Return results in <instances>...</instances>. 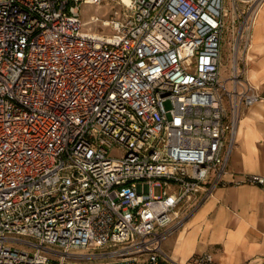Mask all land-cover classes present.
<instances>
[{
  "label": "built area",
  "instance_id": "1",
  "mask_svg": "<svg viewBox=\"0 0 264 264\" xmlns=\"http://www.w3.org/2000/svg\"><path fill=\"white\" fill-rule=\"evenodd\" d=\"M126 1L0 0V264H211L162 243L217 187L264 185L223 179L263 99L246 71L264 0L231 21L227 78L225 0ZM105 3L110 33L82 31L80 6Z\"/></svg>",
  "mask_w": 264,
  "mask_h": 264
},
{
  "label": "crops",
  "instance_id": "2",
  "mask_svg": "<svg viewBox=\"0 0 264 264\" xmlns=\"http://www.w3.org/2000/svg\"><path fill=\"white\" fill-rule=\"evenodd\" d=\"M246 77L263 99L239 118L227 183L233 175L264 176V1L251 31ZM165 250L179 262L206 253L211 264H264V185L217 187Z\"/></svg>",
  "mask_w": 264,
  "mask_h": 264
},
{
  "label": "rangeland",
  "instance_id": "3",
  "mask_svg": "<svg viewBox=\"0 0 264 264\" xmlns=\"http://www.w3.org/2000/svg\"><path fill=\"white\" fill-rule=\"evenodd\" d=\"M236 11L234 14L233 6L231 0H225L224 7L227 10V16L224 18L225 28L222 36V46H221V76L222 78H227L230 72V43H231V32L233 29L232 19L235 20V28L238 27L239 23L242 21L243 15L247 12L248 5L241 0L237 1ZM262 6V5H261ZM261 6L257 10V15L260 12ZM235 11V12H236ZM256 15V20H257ZM121 17V10L117 7L116 3H105L100 6H80V21L82 22V31L92 32L96 34H109L110 31L107 28H104L102 22H110L112 20L118 19ZM255 20V22H256ZM254 22V25H255ZM253 25V26H254ZM165 106L168 107V104L165 103ZM153 194L158 196L161 194L159 188H153ZM174 234L169 235L168 238L162 243V250L168 256V252L165 250L168 240L173 241ZM87 254H93L92 251H81ZM103 253V252H102ZM104 257V256H103ZM110 261L108 257L101 258L96 264H103Z\"/></svg>",
  "mask_w": 264,
  "mask_h": 264
},
{
  "label": "bare ground",
  "instance_id": "4",
  "mask_svg": "<svg viewBox=\"0 0 264 264\" xmlns=\"http://www.w3.org/2000/svg\"><path fill=\"white\" fill-rule=\"evenodd\" d=\"M125 2H127V1L125 0Z\"/></svg>",
  "mask_w": 264,
  "mask_h": 264
}]
</instances>
